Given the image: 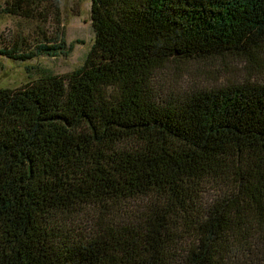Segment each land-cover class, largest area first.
Wrapping results in <instances>:
<instances>
[{
    "label": "trees",
    "instance_id": "obj_1",
    "mask_svg": "<svg viewBox=\"0 0 264 264\" xmlns=\"http://www.w3.org/2000/svg\"><path fill=\"white\" fill-rule=\"evenodd\" d=\"M0 56L66 54L60 0ZM83 66L0 87V264H264V0H91ZM246 76L182 86L168 65Z\"/></svg>",
    "mask_w": 264,
    "mask_h": 264
},
{
    "label": "rangeland",
    "instance_id": "obj_2",
    "mask_svg": "<svg viewBox=\"0 0 264 264\" xmlns=\"http://www.w3.org/2000/svg\"><path fill=\"white\" fill-rule=\"evenodd\" d=\"M5 0H0V7ZM62 41L66 54L50 57L38 56L18 62L0 56V87L15 89L39 78L65 75L83 66L94 43L91 25V0H60ZM37 23L4 15L0 12V39L11 33L29 37ZM2 47L0 41V48ZM245 67L234 59L218 62H195L181 65L169 64L166 79L182 86L196 83H213L239 80L246 76Z\"/></svg>",
    "mask_w": 264,
    "mask_h": 264
}]
</instances>
